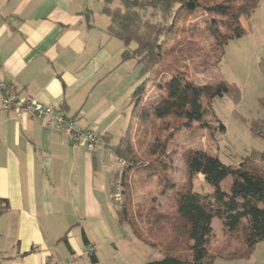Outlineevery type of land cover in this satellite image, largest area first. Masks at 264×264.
I'll use <instances>...</instances> for the list:
<instances>
[{"label":"crops","instance_id":"0c3cea01","mask_svg":"<svg viewBox=\"0 0 264 264\" xmlns=\"http://www.w3.org/2000/svg\"><path fill=\"white\" fill-rule=\"evenodd\" d=\"M102 5L0 0V79L16 99L53 108L79 130L109 134L113 141L112 130L122 135L128 123L137 68L134 61L122 62L123 47L107 35ZM107 153L103 142L89 152L62 130L4 109L0 101V209L6 202L0 264H133L135 240L126 254L115 243L107 246L112 237L103 238L105 202L95 193V170L99 155ZM137 241L156 251L143 264L162 258ZM99 247L108 250L104 257Z\"/></svg>","mask_w":264,"mask_h":264},{"label":"trees","instance_id":"16d2710c","mask_svg":"<svg viewBox=\"0 0 264 264\" xmlns=\"http://www.w3.org/2000/svg\"><path fill=\"white\" fill-rule=\"evenodd\" d=\"M102 2L101 13L108 18L107 35L121 43L122 62L134 61L138 68V85L129 96L130 118L125 131L116 144H112L109 134L97 136L109 154L124 164L120 167L121 181L118 169L109 170L110 194L119 183L126 197L128 173L142 170L144 181L157 180L160 193L167 194L169 199L166 211L150 205L143 213H136L126 197L115 210L117 221L127 224L137 240L162 254L161 259L148 264H213L216 256H250L264 242V169L249 159L237 167L226 166L203 151L185 149L181 153L184 177L176 181L172 166L175 151L170 152L167 147L171 135L162 141L156 138L147 149L150 160L138 166L140 161L129 130L132 123L147 124L166 118L173 119V129L189 127L192 122L201 126L209 114V105L216 99L228 98L239 104L240 90L234 83L195 85L186 79L185 71H176L179 75L164 79L162 66L169 61H181L180 58L198 57L201 50L199 65L211 60L215 64L220 62L228 43L246 34L242 20H249L260 0ZM201 36L205 47L195 40ZM261 107L264 108V102ZM220 129L224 130L222 124ZM250 131L264 142V121H252ZM261 160L264 161V153ZM198 175L214 188L212 192L194 191ZM226 178H230L228 193L219 187ZM2 203L0 213L6 208V202ZM215 218L225 239L218 249L210 246L211 223ZM82 239L87 243L83 233ZM88 251L91 262H95L92 250Z\"/></svg>","mask_w":264,"mask_h":264},{"label":"rangeland","instance_id":"374dc122","mask_svg":"<svg viewBox=\"0 0 264 264\" xmlns=\"http://www.w3.org/2000/svg\"><path fill=\"white\" fill-rule=\"evenodd\" d=\"M243 25L246 34L228 43L220 62L215 64L211 60L206 65H199L203 53L201 50L198 57L180 58L181 61L179 59L175 62L169 61L164 67L162 66L164 79H168L171 75H179L176 71L179 73L185 71L186 79L195 85L213 84L219 81L234 83L240 90L239 104H233L228 98L216 99L209 105V114L205 117L204 125L201 126L192 122L189 127L183 125L173 129L172 118L162 121L151 120L147 124L132 123L129 133L133 140L134 153L141 162L138 166L150 160L151 155L147 149L155 142L156 138H160L162 141L171 135L167 147L168 151H175L172 157V166L176 181H180L184 177L181 153L185 149L203 151L212 157H217L226 166L237 167L249 159L264 169V161L261 160L264 153V142L253 136L250 131L252 121H264V108L261 107V102H264V0H260L258 9ZM195 40L200 45H206L203 36L195 38ZM137 74L138 68L134 75L132 73V76L137 77ZM153 94L157 95L154 92ZM126 114L129 122V110H126ZM220 124L224 126V130L220 129ZM127 125L126 122L122 131L126 129ZM117 127L116 125L115 128ZM112 132H114L112 133L114 135L112 144H116L121 132L116 130H112ZM123 165L122 160L117 161L109 153L99 155L95 170V193L105 202L103 238H107V235L112 237L113 242H108L107 246L110 247L112 243H115L119 250L126 254L130 249L132 251L131 242L135 240L136 254L130 261L133 264H143L149 261L150 256L156 254V251H151L140 244L132 236L127 224L117 223L115 210L128 197L130 207L136 213H143L145 208L150 205H155L160 211H166L169 207V199L166 197L167 194L160 193L157 180L153 178L144 181L142 170L134 172L132 170L128 173L129 186L126 188V192H128L126 197L122 194V187H119L118 183L113 192V195H119L118 200H115L117 197L114 199L113 195L111 199L106 190L107 175L110 169H118L120 180L122 174L120 167ZM229 185L230 178H226L219 187L223 192L228 193ZM213 190L214 188L206 184L202 176L198 175L194 191L210 193ZM211 230L210 246L213 249H218L224 244L225 239L217 218L212 220ZM76 233L78 236V230L75 235ZM88 234L92 238V233L88 231ZM99 248L98 254L100 257H104L108 250ZM213 264H264V242L258 244L251 255L246 258L226 259L216 256Z\"/></svg>","mask_w":264,"mask_h":264},{"label":"built area","instance_id":"2783aa9c","mask_svg":"<svg viewBox=\"0 0 264 264\" xmlns=\"http://www.w3.org/2000/svg\"><path fill=\"white\" fill-rule=\"evenodd\" d=\"M1 104L4 109L12 110L18 115H30L38 121H45L57 130L65 132L72 141L85 146L89 152H93L99 144L97 135L92 131H82L76 128L74 119L66 117L59 111L42 106L33 100H18L15 91L0 79ZM117 197V198H116ZM119 195H113L118 200Z\"/></svg>","mask_w":264,"mask_h":264}]
</instances>
